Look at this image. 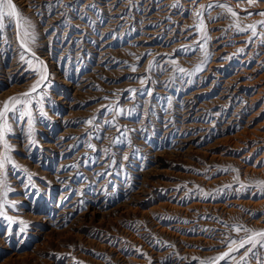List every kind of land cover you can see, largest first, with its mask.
<instances>
[{
  "label": "rangeland",
  "instance_id": "1",
  "mask_svg": "<svg viewBox=\"0 0 264 264\" xmlns=\"http://www.w3.org/2000/svg\"><path fill=\"white\" fill-rule=\"evenodd\" d=\"M13 3L35 39L3 21L0 108L37 58L47 80L32 136L17 106L0 142V264H209L229 246L218 264H264L239 243L264 232V2Z\"/></svg>",
  "mask_w": 264,
  "mask_h": 264
},
{
  "label": "snow or ice",
  "instance_id": "2",
  "mask_svg": "<svg viewBox=\"0 0 264 264\" xmlns=\"http://www.w3.org/2000/svg\"><path fill=\"white\" fill-rule=\"evenodd\" d=\"M258 2H264V0H247V3L249 4H256ZM217 7H224L227 8L228 11L235 17L237 16V13L232 11L230 7L227 5H216ZM199 16L200 13H197ZM259 15L264 16V12L259 13ZM5 18L14 19L16 21L18 29H22V35L20 31H18V36L21 37V47L27 49V41L30 39L34 42V37L31 36L29 30H28V22L24 19V17L20 14V12L17 9V6L13 3V0H0V29L3 28V21ZM262 26H264V21L260 22ZM250 29L253 30V35H255V25H249ZM34 55V54H33ZM21 59L24 60L25 57L21 55ZM30 63V61H28ZM37 62L41 64V69L39 71L40 79L34 83L30 90L27 92H24L20 94L19 96H13L10 97L7 101L4 102L3 107L0 108V142H4V146L6 151L10 150L9 146L7 145V142L4 139V134L6 131H9L8 127V114L14 113L20 109H18L17 106H22L23 111H21V115H27L28 116V124H29V137L32 136V128H31V110L29 108V105L31 103L32 95L33 93H36L39 88H42L44 86V81L47 80V69L46 66L42 64L37 58ZM135 70V69H133ZM179 71L183 72L184 69H179ZM30 143L35 144V140H30ZM127 159V157H125ZM5 162H10V158L5 155L2 160H0V169L4 167ZM3 205H0V208H2ZM0 216H4L6 220H9V223H12L10 218H8L2 211H0ZM20 232L23 233L27 227V225H24L23 222H19ZM239 231V229H237ZM247 231V230H246ZM255 237H261V240H256ZM232 243H236V241H232ZM240 248H245V251H250L249 248H246L245 245L249 244L251 245V248H256L257 245H259L261 248H264V232H257L254 233L252 237H249L246 241L241 240L240 242ZM229 251L223 252L221 255L213 258V261H210L209 264H218L219 261L225 260L231 256V246H229ZM237 251L239 249H236ZM243 259V256H242Z\"/></svg>",
  "mask_w": 264,
  "mask_h": 264
},
{
  "label": "bare ground",
  "instance_id": "3",
  "mask_svg": "<svg viewBox=\"0 0 264 264\" xmlns=\"http://www.w3.org/2000/svg\"><path fill=\"white\" fill-rule=\"evenodd\" d=\"M184 1V0H183ZM78 2V1H77ZM141 2V1H140ZM144 3V2H143ZM146 3V2H145ZM187 3V2H186ZM261 3V2H260ZM67 4V3H66ZM132 9V8H131ZM148 11V10H147ZM176 11V10H175ZM106 12V11H105ZM125 12V11H124ZM88 13V12H87ZM158 13V12H157ZM102 15V14H101ZM192 15V14H191ZM139 16V15H138ZM116 19V18H115ZM113 21V20H112ZM63 22V21H62ZM136 23V22H135ZM159 25V24H158ZM112 27V26H111ZM164 28V27H163ZM67 29V28H66ZM113 29V28H112ZM166 30V29H165ZM88 32V31H87ZM153 33V32H152ZM168 34V33H167ZM150 35V34H149ZM156 39V38H155ZM137 41V40H136ZM221 42V41H220ZM264 44V43H263ZM232 46V45H230ZM258 46V45H257ZM215 47V46H214ZM158 52V51H157ZM257 52V51H256ZM260 52V51H259ZM91 55V54H90ZM231 58V57H230ZM263 59V58H262ZM162 60V59H161ZM252 61V60H251ZM229 63V62H228ZM224 65V64H223ZM213 69V68H212ZM215 72V71H214ZM168 73V72H167ZM221 76V75H220ZM215 77V76H214ZM224 77V76H223ZM245 77V76H243ZM247 77V76H246ZM251 77V76H250ZM238 80V79H237ZM74 81V80H73ZM232 81V80H231ZM235 82V81H234ZM227 84V83H226ZM253 84V83H252ZM260 84V83H259ZM238 85V84H237ZM251 85V84H250ZM202 89V88H201ZM218 92V91H217ZM222 93V92H221ZM235 93V92H234ZM238 93V92H237ZM253 93V92H252ZM264 93V92H263ZM200 94V93H199ZM240 94V93H239ZM258 94V93H257ZM258 97V96H257ZM256 98V97H255ZM219 100V99H218ZM253 100V99H252ZM213 101V100H212ZM224 102V101H223ZM221 103V102H220ZM254 104V103H253ZM70 107V106H69ZM247 107V106H246ZM256 109V108H255ZM223 110V109H222ZM241 113V112H240ZM190 114V113H189ZM183 122V121H182ZM195 126V125H194ZM187 130V129H186ZM56 146V145H55ZM252 151V150H251ZM249 154V153H248Z\"/></svg>",
  "mask_w": 264,
  "mask_h": 264
}]
</instances>
